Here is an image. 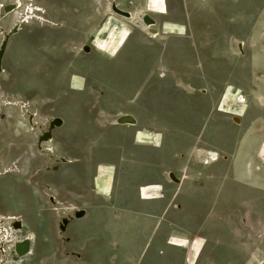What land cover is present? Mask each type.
I'll return each mask as SVG.
<instances>
[{"label": "crops", "instance_id": "0c3cea01", "mask_svg": "<svg viewBox=\"0 0 264 264\" xmlns=\"http://www.w3.org/2000/svg\"><path fill=\"white\" fill-rule=\"evenodd\" d=\"M251 1L258 70L254 82L264 83V0ZM162 3L166 13L153 17L159 23L158 35L150 37L145 27L139 29L131 46L139 53L137 63L132 65L136 72L118 83L127 87L131 83L158 84L166 73L170 79L164 81L165 85L170 84L175 92L169 97L170 103L163 106L147 93L148 88L141 97H136L138 92L126 96L125 92L113 91L102 98L112 108L66 106L60 114L64 124L54 147L67 161L64 165L70 166L63 173L59 190L72 187L76 202L69 206L83 211L69 232L76 252H67L92 260L106 259L112 262L109 264H116V260H122V264H264V124H254V142L246 147L245 156L236 158L231 170L226 167L220 172L218 163L212 172L201 165L198 154L211 127L206 123L211 98L184 92L174 84L179 83L180 74L190 83H235L238 76L225 71L235 63H196L195 41L198 37L205 41L214 34L209 29L187 28L173 20L174 16L168 18L167 4ZM132 18L135 20L134 15L128 20L132 22ZM161 38L165 49L157 48ZM182 55L189 59H179ZM199 68L204 69L201 80L195 79ZM226 96L233 101L235 94L223 93L222 97ZM122 115L133 117L135 122H110ZM236 137V132L230 137L231 148L238 145ZM249 160L254 167L247 170L244 164ZM90 169L92 174L88 176ZM227 176L239 181L253 179L252 198L243 200L234 183L230 190L221 188L217 181ZM244 206L250 209L249 219L243 218ZM114 244L122 245V251H116ZM103 245L105 248H101Z\"/></svg>", "mask_w": 264, "mask_h": 264}, {"label": "rangeland", "instance_id": "374dc122", "mask_svg": "<svg viewBox=\"0 0 264 264\" xmlns=\"http://www.w3.org/2000/svg\"><path fill=\"white\" fill-rule=\"evenodd\" d=\"M3 1L13 2V0H0L1 3ZM162 1L167 4L168 18L174 16L173 20L183 23L187 28L209 29L210 33L214 34L210 39L206 37L208 39L205 41L202 37H198L199 41H195L197 44L195 49L198 50L195 53L196 63L205 65L235 63V67L225 71L227 75L233 73L238 76L237 82L225 85L190 83L185 75L177 76L179 83L174 84V87L184 92H194L201 98H211L208 100L211 109L206 121L211 127L208 126L204 134L208 141L201 142L202 149L198 158L204 157L207 151L217 152L218 160L206 166L213 172L214 167L219 163L222 172L226 167L227 170L233 168L236 158L245 156L246 147H250L251 141L254 142V131H251L254 130V124H264V98H262L264 83L254 82L258 70L254 57V5H251V0H146V2L145 0H35V4L47 12L46 17L57 23L59 27L50 26L33 18L28 24H24L18 33L10 37L0 59L2 66L0 86L27 104L23 109L19 106H14L13 109L1 107L8 115L5 120L0 116V171L15 169L16 166L19 172H9L0 178V221L6 215L16 216L23 223L21 227H17L18 231H10L12 239L20 240L31 232L34 235L31 243L36 242L34 247H31V243L28 246L18 244L20 257L18 261L9 264H79L74 256H62L63 246L54 231V221L56 222L57 218L53 214L49 199L47 200L49 193L62 206L70 207V204H75L76 199L73 197L76 191L72 187L59 190L65 177L63 173L70 165H63L56 172L42 171L46 164H52L53 161L49 158L51 156H44L43 159L36 154L37 129L29 131L30 123L23 110L34 112V119L39 123H45L48 117L61 118L60 114L66 106L72 109L91 107L108 109L113 105L102 98L111 92H125L126 96L138 92L136 97H141L145 95L146 88L149 89L147 93L163 106L170 103L169 97H174L175 92L170 84L165 85L164 81L170 79L166 73L163 74L162 82L158 84L131 83L127 87L118 83L122 77L128 78L130 74L136 72L135 66L132 65L137 63L139 53L131 46L136 43L139 29L145 27L139 18L142 15H149L152 18L155 17L154 14L164 15L166 10H163ZM26 6L21 7V14L26 13ZM121 11H130L136 17L135 20L132 22L124 20ZM12 19L10 17L5 19L0 28H9ZM150 24V28L155 32L149 35L155 37L159 26ZM179 30L182 31L181 27ZM237 41V45L244 44L242 53L236 47ZM160 42L163 43L162 38L160 41L157 40L156 43L160 46L157 48L165 49ZM203 49H210V52H203ZM179 59L188 60L189 57L182 55ZM197 72L198 77L196 76L195 79L201 80L199 77L203 76L204 69L199 68ZM136 76L138 77V74ZM225 92L234 94L241 92L246 97V105L242 112L240 108L243 107L235 105L228 96L222 97ZM72 97H90V99L74 100ZM2 103L0 102V105ZM220 103L222 104L219 105ZM255 107L258 109L254 114ZM233 113L241 115L238 117L240 124L234 120ZM115 121L116 118L110 122ZM54 125L53 139L48 145L54 150L53 157L59 158L54 143L58 130L63 125L60 123ZM235 132L238 145L231 148L229 140ZM252 166L254 167V164L252 165L250 160L244 164L247 170ZM87 174L90 176L92 170L90 169ZM43 182L50 187L47 192L40 185ZM217 183L227 190H230L231 183H234V186L242 192L243 200L252 198V192L254 193L253 179L239 181L231 180L227 176L224 181L219 180ZM249 210V207H243L244 219L250 218ZM78 219H74L73 223ZM10 222L11 220H7L0 223V233L9 227ZM23 229L27 231L24 233ZM87 231L90 240L91 229L88 228ZM22 234L24 235L20 236ZM68 235L69 232L67 237ZM73 242L72 238L71 245L67 242L70 246L64 244L66 250L76 251ZM28 247L30 249L26 253ZM112 247H115L116 251H122V245L114 244ZM101 248H105V245ZM80 255L85 262L81 258L80 260L84 263H112L106 259L92 260ZM21 259L23 260L20 261ZM115 263L122 264L123 261L116 260Z\"/></svg>", "mask_w": 264, "mask_h": 264}, {"label": "bare ground", "instance_id": "6f19581e", "mask_svg": "<svg viewBox=\"0 0 264 264\" xmlns=\"http://www.w3.org/2000/svg\"><path fill=\"white\" fill-rule=\"evenodd\" d=\"M27 2V3H26ZM23 5H27L26 6V13L24 12L23 14H21V7ZM112 5V4H111ZM126 11H121V15L123 17V19L125 18L126 20L130 19L131 16L133 17V15ZM119 13V14H120ZM47 12L41 8V6L36 5L35 4V0H13V2L8 3L3 1L2 3L0 2V25L2 24L3 21H5V19H7L8 17L13 18L12 19V24L9 28H0V59H2V53L4 54V49L2 50V41H4V43H8V40L10 39V37L16 33H18L21 29V27L24 24H28L30 20H32L33 18L42 21L43 23H47L50 26H58L59 25L53 21H51L50 19H48L46 17ZM126 15V16H123ZM130 15V16H128ZM136 18V17H135ZM133 20V18H132ZM142 22L143 25L145 26V28L150 31V33L155 32V30H152V28H150L151 24L153 23L155 24V20L149 16V15H145L142 16ZM155 34H153L154 36ZM243 43L238 44L237 48L239 52H243ZM2 70V66H0V72ZM7 98V100H5ZM0 102H3L2 105H0V116L4 117L3 120H5V118L7 117V113L5 112V108H11L13 109L14 106H19L22 109L25 108L27 106L26 102H23L20 98L16 97L14 94L12 93H8L6 90H4L1 86H0ZM5 107L3 111L1 107ZM23 113L25 114V117L27 116L26 119H28L30 125H28L30 127L29 131H35V129H37L36 132V137H35V151L36 154L40 157H42L43 159L45 158L44 156H51L49 157L50 159H52L53 163L52 164H47V166L42 170L44 173H50V172H56L58 171L65 163H67V161L62 160L60 157L58 158L53 157L54 150L53 148H51L50 145H48V143L53 139L52 138V130L53 127H55L54 124H58L60 123V125L64 124L63 119L58 118L55 119L54 117H48V121L46 120L45 123H39L36 121V119H34V112H29L27 110H23ZM239 115L240 114H235L234 120L240 124V120H239ZM37 116V115H36ZM1 120V121H3ZM122 125V124H121ZM39 131V132H38ZM50 151L52 152L50 154ZM62 160V161H61ZM19 162V161H18ZM17 162V163H18ZM70 162V161H69ZM16 164V163H15ZM15 169H5L3 171H0V178L2 175L9 173V172H19L18 167L14 166ZM41 186L44 187L45 191L47 192L50 187L49 185H46L44 182L40 183ZM49 199V200H48ZM51 209L53 208V206H55V208H58V205L60 204L59 201L55 198H52L51 195L48 193V198H47ZM71 207V206H70ZM53 210V209H52ZM71 211H68V213ZM55 214V213H54ZM71 213H69V216ZM61 214H59L58 216H60ZM56 216V215H55ZM57 218V217H56ZM7 220H11V222L9 223V227L5 228V230L3 232L0 233V235H2L0 237V264H9L10 262H16L17 259H19V255H18V244H27V246L33 242V233H29L27 234L25 237H23L22 239H12V237L10 236L11 232H16L19 230V227L21 225L22 220L18 219L16 216L14 215H6L5 217H3V219L0 221V223H3L4 221ZM58 221V218H57ZM56 221V222H57ZM68 223H73V220H69ZM69 224V226H70ZM57 225V224H55ZM54 225V227H55ZM67 226V227H69ZM21 227V226H20ZM67 227H66V232H64V228L60 227L59 231H58V235H60L61 238H65V244L69 241V239H67ZM57 229V228H55ZM11 231V232H10ZM59 239V238H58ZM70 242V241H69ZM32 244V243H31ZM64 248V254H62L63 257H68V256H74L76 257V259L79 261V264H86L84 262H82L80 260V255H77L76 253L72 252H67L66 250V245H62ZM30 247L27 248V252H29ZM31 251V250H30ZM25 254V253H24ZM12 258V259H10ZM18 261V260H17Z\"/></svg>", "mask_w": 264, "mask_h": 264}, {"label": "built area", "instance_id": "2783aa9c", "mask_svg": "<svg viewBox=\"0 0 264 264\" xmlns=\"http://www.w3.org/2000/svg\"><path fill=\"white\" fill-rule=\"evenodd\" d=\"M233 102L235 103V105H238L240 107H245L246 105V97L241 93V92H237L234 96V100ZM236 114V113H233ZM123 116V115H122ZM121 117V116H119ZM118 119V118H117ZM117 119H116V123H117ZM126 124H129L126 123ZM131 124V123H130ZM51 152V151H50ZM219 158V154L215 151H207L205 152L204 157L202 156L200 161L202 164L206 165L209 164L211 162H215L217 161ZM50 190V189H49ZM52 198H54L53 196H51ZM53 212L58 216L59 214H61L60 216H58V220L59 222H61L62 224L68 223L69 220H74V219H78V217L76 216L77 214H79L80 210H78L75 207H66V206H62V204L58 205V208H55V206H53L52 208ZM68 211H71L69 213H71L69 216Z\"/></svg>", "mask_w": 264, "mask_h": 264}, {"label": "flooded vegetation", "instance_id": "af4514ba", "mask_svg": "<svg viewBox=\"0 0 264 264\" xmlns=\"http://www.w3.org/2000/svg\"><path fill=\"white\" fill-rule=\"evenodd\" d=\"M155 26H158L159 25V23L155 20V24H154ZM148 33H150V32H148ZM156 35H158V31L156 32ZM72 79V78H71ZM54 214V213H53ZM54 215H56V214H54ZM56 217L58 218V216L56 215ZM56 220V219H55ZM55 222V221H54ZM55 224H57V225H55V227H54V231H55V234H56V236H57V238H59L58 240L60 241V244L61 245H64L65 243V238H61L60 237V235H58V231H59V229H60V227H63L65 230H64V232L63 233H65L66 232V227L67 226H69V224L70 223H65V224H62L61 222H59V220L57 221V222H55ZM55 228H57V229H55ZM59 228V229H58ZM70 226L69 227H67V231L68 232H70ZM27 230H25V229H23V231L22 232H26ZM67 232V233H68ZM24 234H22V235H20V236H23ZM69 236V235H68ZM35 238H36V236H35ZM67 239H69V241H70V245L72 244V238L69 236ZM68 241V242H69ZM35 243L36 242H34V243H32L31 244V247H34V245H35ZM67 244V243H66ZM69 244H67V246H68ZM76 252V251H75ZM77 255H80L79 253H77ZM24 259V258H23ZM23 259H21L20 261H22ZM19 261V262H20Z\"/></svg>", "mask_w": 264, "mask_h": 264}, {"label": "water", "instance_id": "95a60500", "mask_svg": "<svg viewBox=\"0 0 264 264\" xmlns=\"http://www.w3.org/2000/svg\"><path fill=\"white\" fill-rule=\"evenodd\" d=\"M1 45H2V50L5 48V46H6V43H4V41H2V43H1ZM3 52V51H2ZM134 123L135 121H134V119H133V117H131V116H129V115H123V116H121V117H118V119H117V123L118 124H126V123ZM59 124V123H58ZM172 178V177H171ZM173 180L174 181H177L175 178H173ZM83 215V211L82 210H80V212H79V214H77L76 216L78 217V218H80L81 216Z\"/></svg>", "mask_w": 264, "mask_h": 264}]
</instances>
